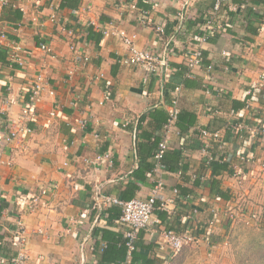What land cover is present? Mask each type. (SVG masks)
<instances>
[{"label":"crops","instance_id":"1","mask_svg":"<svg viewBox=\"0 0 264 264\" xmlns=\"http://www.w3.org/2000/svg\"><path fill=\"white\" fill-rule=\"evenodd\" d=\"M38 1L42 13L33 10L31 0H9L0 11V30L6 32L0 48V138L12 123L18 131L0 167V264L16 256L18 223L24 229V264H114L101 261V248L112 235L122 239L126 226L108 212L120 213L118 207L93 209V197L99 192L129 201L149 195L156 175L145 166L165 139L176 89L180 120L167 136L165 153L172 169L159 175L164 198L173 199L171 214L157 212L161 224L141 231L136 249L150 247L149 257L166 264L172 254L163 230L188 232L191 244L209 242L232 205V174L243 165L238 155H264L260 139L250 133L239 139L227 129L237 122L253 126L264 117V88L256 87L264 72V17L259 34L248 40L239 0L224 1L217 12L218 0ZM257 10L264 14V6ZM120 33L135 35L138 49L156 53L167 66L154 75L124 65L127 49ZM196 48L204 63L188 71L185 55ZM37 76L42 97L18 123ZM232 101L245 106L234 109ZM201 130L220 132L222 144L211 142L209 150L230 172L213 175L204 168ZM178 151L183 174L174 165ZM97 156L98 163H88ZM212 181L228 200L212 196ZM33 197H39L37 203Z\"/></svg>","mask_w":264,"mask_h":264},{"label":"built area","instance_id":"2","mask_svg":"<svg viewBox=\"0 0 264 264\" xmlns=\"http://www.w3.org/2000/svg\"><path fill=\"white\" fill-rule=\"evenodd\" d=\"M226 0H218L214 6V12L220 10L222 3ZM9 0H0V11L4 7L8 6ZM31 4L33 5V10L36 12L42 13L40 10V5L38 0H31ZM241 8H244V5H240ZM51 21L55 20V17H50ZM209 25V23H207ZM157 32L162 34L163 29L161 27L157 28ZM209 36V35H208ZM207 35L200 38V42L204 43L207 40ZM120 38L122 40L123 45L127 49V56L123 59V64L131 67H139L148 73L157 75L159 71L162 70V67L167 66V62L162 59L156 53L147 50H140L137 48L135 44V35H125L124 33H120ZM6 42V32L0 30V48ZM39 49L48 53L49 48L45 44H41ZM75 51L74 47L71 48ZM16 50V48H15ZM203 62V55L202 50L199 48L190 50L185 55V67L188 71H193L199 68ZM20 65L22 63L20 62ZM212 67L209 65L207 67V71H211ZM263 87L264 88V72L259 76V80L257 82L256 87ZM255 88V86L253 87ZM42 78L40 76L35 77L33 85L30 90V96L28 101L24 104L21 115L18 120V123H21L26 118H28L33 110L35 103L42 97ZM178 89L175 90V93L171 99V103L168 107V118L166 124L164 126L165 131V139L161 141L155 154L153 156V169L152 173L156 175L154 180L153 186L150 190L149 195L145 199H132L129 201H123L115 197H109L106 195H101L97 192L93 197V209H100V208H108V207H118L120 209V216L119 222L121 225L126 226V230L123 232V239L125 240V246L127 248L128 254L131 253L134 249V243L137 240L139 233L152 224L159 225L160 220L157 217V212L165 213L168 216L171 214V210L168 208V205L173 203L172 198H164L163 196V189L164 184L162 179L160 178V173L165 170L163 165V157L168 150V135L171 129L175 126L177 122L178 115H179V108H178ZM255 124L253 126H247L243 122L232 123L229 125V130L235 137L239 139H243L246 133H250L251 135L257 137L262 142H264V117H258L255 119ZM14 123H12L11 128H9L7 135L3 138H0V167L3 165V157L6 151L7 146L17 138L18 131L15 129ZM24 131L30 132L29 129L24 128ZM200 137L202 139V145L200 147V152L204 156V161L208 165L210 162L214 160V156L211 154L209 150V145L211 142L219 143L221 142V134L219 131H207L201 130ZM241 164H245L247 162L252 161L251 155H246L245 153H241L238 155ZM102 157L97 156L95 159L89 161V164H96L98 163ZM232 177L236 180L242 179L244 177L241 168L234 169V173ZM1 192V188H0ZM46 191H41V196H43ZM172 194L174 197L178 196V191L173 190ZM39 197L31 198V202L34 203L38 202ZM211 213H213L214 217L216 214L215 209H211ZM227 217L230 219H234V215L231 209L227 212ZM252 220L255 221L257 216L255 214H251ZM0 225H1V218H0ZM210 227L214 225V221L209 223ZM17 228L14 231L13 237V245L16 249V256L11 259L10 264H24L26 259V249H25V238H24V229L23 223H18ZM162 238L164 243L169 248L172 255H177L183 247L186 245L191 244L194 241V237L188 233L178 234L173 230H163L161 232Z\"/></svg>","mask_w":264,"mask_h":264},{"label":"rangeland","instance_id":"3","mask_svg":"<svg viewBox=\"0 0 264 264\" xmlns=\"http://www.w3.org/2000/svg\"><path fill=\"white\" fill-rule=\"evenodd\" d=\"M252 161L240 167L244 177L235 180L228 208L234 219L224 214L212 229L209 242L186 245L166 264H238L241 260L257 263L264 245V155ZM251 214L257 216L255 221Z\"/></svg>","mask_w":264,"mask_h":264},{"label":"trees","instance_id":"4","mask_svg":"<svg viewBox=\"0 0 264 264\" xmlns=\"http://www.w3.org/2000/svg\"><path fill=\"white\" fill-rule=\"evenodd\" d=\"M76 1V0H74ZM240 4L239 5H244V12H245V30L247 32V38L248 40H251L254 36L258 35L260 30H261V26L263 24V17L264 14H260L259 12H257V8L259 6H264V0H239ZM71 7H73L74 5L71 4ZM222 7V6H221ZM11 14L16 17V19H19V14L17 12L12 11ZM201 24V23H200ZM227 29H224V32H226ZM203 55V53H202ZM204 63V56H203V62ZM213 70V67L211 69V72ZM244 102H239V101H232V106L234 109H238V108H244ZM180 120V114L178 115V119H177V127H178V121ZM232 123L228 124L227 129L229 130V125H231ZM179 129L181 130V132H184V130H186L184 127L179 125ZM226 132H228L226 130ZM175 156L174 159V165L177 164V168L179 169V171L183 174L184 173V166H183V162H182V158H181V152H177L173 154ZM221 159L218 160H213L212 162H210L208 165L206 164V162H203L204 168H208L211 169V172L213 175H218L221 172H230L229 170V164L224 162V161H220ZM163 165L165 167V170H171L172 168L167 169L166 167V157L164 155L163 157ZM154 163H150V164H146L145 166V171L151 172L152 173V169H153ZM210 191L211 194L214 198H218L221 200H228L229 196L222 191L221 189H219L218 187V183L216 181H212L211 185H210ZM108 212H111L110 214H114V217L119 218L120 213L116 212L115 209H109ZM160 214V215H159ZM158 216L161 217L162 214L159 212ZM165 215V214H164ZM166 216V215H165ZM159 217V218H160ZM166 230V229H165ZM169 230V229H167ZM178 233V232H177ZM140 234V233H139ZM139 236V235H138ZM194 236L197 238L198 233H194ZM138 238V237H137ZM108 245L101 248V261L105 262V263H114V264H126L127 262V248L125 246V240L122 238H119L117 235H112V239L108 241ZM136 241L134 243V249L133 251H131L130 253V262L129 264H162L163 262L160 261V259H156L155 257H149V252H150V247H144L141 246L139 250L136 249L137 245H136ZM247 260H241L238 264H248L246 263ZM256 264H264V245L262 247V251H261V256L258 258L257 263Z\"/></svg>","mask_w":264,"mask_h":264}]
</instances>
